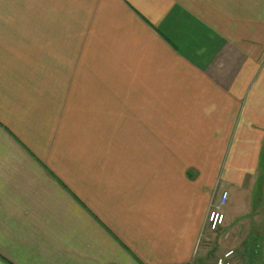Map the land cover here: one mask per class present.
Returning a JSON list of instances; mask_svg holds the SVG:
<instances>
[{
	"label": "crops",
	"instance_id": "1",
	"mask_svg": "<svg viewBox=\"0 0 264 264\" xmlns=\"http://www.w3.org/2000/svg\"><path fill=\"white\" fill-rule=\"evenodd\" d=\"M263 148L264 0H0V264H240Z\"/></svg>",
	"mask_w": 264,
	"mask_h": 264
},
{
	"label": "built area",
	"instance_id": "2",
	"mask_svg": "<svg viewBox=\"0 0 264 264\" xmlns=\"http://www.w3.org/2000/svg\"><path fill=\"white\" fill-rule=\"evenodd\" d=\"M226 198L227 191H222L218 203L212 206L208 211L207 224L211 230L217 229L223 223L224 216L221 212V206L225 203ZM234 256L235 251L230 248L218 255L212 262L205 264H232Z\"/></svg>",
	"mask_w": 264,
	"mask_h": 264
},
{
	"label": "rangeland",
	"instance_id": "3",
	"mask_svg": "<svg viewBox=\"0 0 264 264\" xmlns=\"http://www.w3.org/2000/svg\"><path fill=\"white\" fill-rule=\"evenodd\" d=\"M261 168L263 169V173H264V148H263V154H262V167ZM211 200L208 204L209 210L211 209L212 206L218 203V202L217 203L212 202ZM251 242L252 243L248 245V251L241 252V254L238 256V262L240 261V264H264V252H263L262 247L260 246V248H256V245H254V242L253 241ZM243 247L244 245L238 246V248H243Z\"/></svg>",
	"mask_w": 264,
	"mask_h": 264
}]
</instances>
